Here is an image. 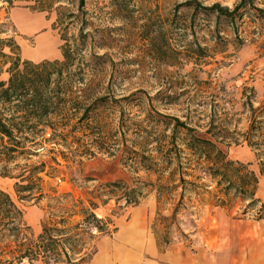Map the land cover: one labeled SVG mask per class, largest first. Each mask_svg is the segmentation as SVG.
<instances>
[{"label": "rangeland", "instance_id": "obj_1", "mask_svg": "<svg viewBox=\"0 0 264 264\" xmlns=\"http://www.w3.org/2000/svg\"><path fill=\"white\" fill-rule=\"evenodd\" d=\"M35 1L13 0L8 4L0 0V19L8 16L15 25L22 59L34 62L61 59L62 40L54 9L63 3L51 0L50 11H37L31 7H36ZM197 1L204 6L218 3L229 9L241 2L242 5L230 22L224 15L196 7L194 0H85L84 29L91 39L90 53L86 54L99 60L106 74L96 70V65H92L91 72L96 77L95 83L99 80L102 87L108 86L111 99H123L119 103L124 111V125L129 128L126 131L129 147L133 141L145 140L142 134L134 136L127 121L130 117L146 118L141 126H147L143 132L147 138L154 132L168 135L171 125L165 124L164 115L201 129L211 118L217 123L221 117L227 118L228 129L241 131L248 116L242 104L252 95L250 87L255 90L251 96L255 106L264 99V0ZM65 5L75 9L76 0H67ZM22 21H29L32 26L27 29ZM41 37L52 44L51 52L43 56L26 54L37 47ZM113 104H104L99 115L115 126L120 114L118 104ZM95 128L81 134L80 144L73 141L71 147L81 153L80 157L55 144L50 151L39 150L37 156L31 157L30 161L37 165L44 161V171L40 173L42 193L35 192V202L19 201L13 188L15 180L0 175V189L21 208L34 235L50 216L51 207L59 211L61 207L72 208L74 215L69 220L75 223L82 218L81 207H87L90 201L97 204V216L109 218L113 226L118 228L136 219L147 234L170 243L216 238L222 227L232 224L264 225V219H255L253 210L242 212L244 201L223 198L224 203L217 205L218 198H222L216 192V184L209 176L196 178L193 163L185 161L183 153L174 177L167 170H160L166 165L138 169V165L130 164L138 160L128 151L109 148L111 153L95 150L94 156L84 155L87 146L93 143L89 136H93ZM138 146L140 150L144 147ZM221 147L229 159L248 163V168L258 175L256 196L264 203V176L258 173L254 152L245 143ZM139 161L143 164L147 160ZM176 165L173 161L171 168ZM17 171L10 165V173ZM178 177L184 182L179 184ZM120 180L130 187H139L135 194L138 203H125L119 196L121 189H112L109 183ZM159 187H165L160 199ZM5 243L6 239H2V244ZM8 250L3 249L2 259L11 258ZM19 264L30 263L24 259Z\"/></svg>", "mask_w": 264, "mask_h": 264}, {"label": "trees", "instance_id": "obj_2", "mask_svg": "<svg viewBox=\"0 0 264 264\" xmlns=\"http://www.w3.org/2000/svg\"><path fill=\"white\" fill-rule=\"evenodd\" d=\"M3 1L11 4L13 0ZM194 1L196 7L224 15L230 22L234 21L235 13L242 5L241 2L229 9L218 3L204 6ZM53 2L63 3L54 9L55 24L62 40L61 59L37 62L22 59L15 38V25L8 16L0 19V175L15 180L13 188L17 199L35 202V192L42 193L40 173L44 171V161L37 165L30 161L31 157L37 156L39 150L50 151L54 144L68 148L72 155L80 157L81 153L71 147L73 141L80 144L81 134L96 127L93 136H89L93 146H87L84 155L94 156L95 150L111 153L109 148L122 153L128 151L133 154L132 158L138 160L130 164L138 165V169L149 170L155 165H166L160 170H167L170 177L175 176L184 157L185 161L193 163L196 178L209 176L216 184V192L222 198H218L217 205L224 203L223 198L238 199L245 202L243 213L253 210L256 220L264 219V203L256 196L258 175L248 168V163L229 159L221 147L245 143L254 152L259 175L264 176V99L254 105L251 97L255 94L253 86L250 87L252 95L247 96L242 104L248 116L241 131L228 129L227 118L221 117L220 123L211 118L209 124L201 129L177 117L164 115L162 117L167 118L164 119L165 124L171 125L168 135L154 132L147 138L143 133L147 126H141L146 118L130 117L127 121H130L134 136L142 134L145 140L143 143L133 141L129 147L126 143L129 128L124 125V111L119 103L123 99H111L108 86L102 87L99 80L95 83L96 77L91 72L94 70L92 65H96V70L106 74L102 63L86 54L91 48V39L84 29L87 20L85 0H76L75 9L65 5L67 0ZM53 2L37 0L36 7H31L37 11H50ZM101 57L97 55V59ZM111 102L118 104L120 114L115 119V126L111 120L104 121L99 115L104 104H113ZM148 125L152 128L151 123ZM165 138L168 140H161ZM137 145L144 147L140 150ZM145 147L146 153L143 151ZM142 159H146V163L140 164ZM173 161L178 165L171 168ZM10 165L18 169L17 173H10ZM52 169L57 172L55 167ZM178 180L179 184L184 182L181 177ZM109 184L113 190L121 189L119 196L125 203H138L135 197L138 186L130 187L121 180ZM165 187H159L158 199ZM96 205L90 201L87 207H81L82 218L75 223L69 220L74 215L72 208L61 207L59 211L51 207L50 216L42 221L40 232L34 235L21 208L0 189V264H19L24 259L30 264L37 261L42 264L86 262L94 251V240L101 235L111 236L116 231L109 218L97 216ZM2 239H6L5 245ZM6 248H9L11 258L2 259Z\"/></svg>", "mask_w": 264, "mask_h": 264}, {"label": "crops", "instance_id": "obj_3", "mask_svg": "<svg viewBox=\"0 0 264 264\" xmlns=\"http://www.w3.org/2000/svg\"><path fill=\"white\" fill-rule=\"evenodd\" d=\"M135 220L96 239L86 262L68 264H264V225L232 224L216 238L170 243Z\"/></svg>", "mask_w": 264, "mask_h": 264}, {"label": "bare ground", "instance_id": "obj_4", "mask_svg": "<svg viewBox=\"0 0 264 264\" xmlns=\"http://www.w3.org/2000/svg\"><path fill=\"white\" fill-rule=\"evenodd\" d=\"M22 25L29 29L31 25V22L29 21H22ZM52 44L50 42H48L47 40H45L44 38H39L38 42H37V47L34 48L32 51L30 50V53H26L29 56L30 55H34V56H43L45 54H49L52 50Z\"/></svg>", "mask_w": 264, "mask_h": 264}]
</instances>
